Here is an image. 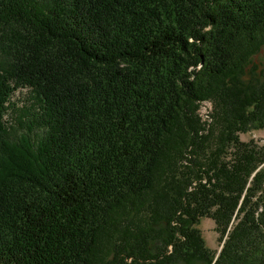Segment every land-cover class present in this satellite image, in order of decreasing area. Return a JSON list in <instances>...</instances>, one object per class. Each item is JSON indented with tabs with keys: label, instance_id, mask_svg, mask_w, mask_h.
I'll use <instances>...</instances> for the list:
<instances>
[{
	"label": "trees",
	"instance_id": "trees-1",
	"mask_svg": "<svg viewBox=\"0 0 264 264\" xmlns=\"http://www.w3.org/2000/svg\"><path fill=\"white\" fill-rule=\"evenodd\" d=\"M263 46L264 0H0V264H264Z\"/></svg>",
	"mask_w": 264,
	"mask_h": 264
},
{
	"label": "rangeland",
	"instance_id": "rangeland-1",
	"mask_svg": "<svg viewBox=\"0 0 264 264\" xmlns=\"http://www.w3.org/2000/svg\"><path fill=\"white\" fill-rule=\"evenodd\" d=\"M256 62H264V46L261 48L260 52L255 56ZM27 90L21 89L15 91V93L12 95L11 100L18 103H26L27 101ZM204 110H207L204 112ZM213 111V103L212 101H208L204 105H200V109H198V114L201 116L202 121L206 123V120L211 118ZM207 115V118H206ZM9 118V115H8ZM241 140L248 141L250 139H253L254 141L258 142L259 144L264 145V128L262 129H256V130H250L246 133H241L240 135ZM214 222L210 218H201L198 224V228L201 231L203 241L205 245L213 250L220 249L219 243L217 241V233L214 230Z\"/></svg>",
	"mask_w": 264,
	"mask_h": 264
}]
</instances>
